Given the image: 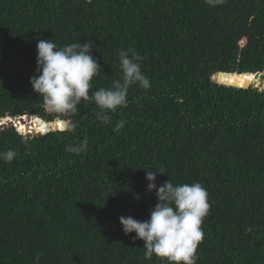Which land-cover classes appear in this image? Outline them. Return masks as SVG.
Instances as JSON below:
<instances>
[{"label": "trees", "instance_id": "1", "mask_svg": "<svg viewBox=\"0 0 264 264\" xmlns=\"http://www.w3.org/2000/svg\"><path fill=\"white\" fill-rule=\"evenodd\" d=\"M49 38L89 41L101 65L90 95L120 79L128 48L151 87L131 86L107 124L82 101L64 118L77 127L61 131L30 83ZM258 72L264 0H0V120H14L0 127V152L17 153L0 159V264H166L119 220L149 219L151 169L165 173L157 186L208 192L197 264H264V88L228 76ZM85 136L86 152L66 151Z\"/></svg>", "mask_w": 264, "mask_h": 264}, {"label": "clouds", "instance_id": "2", "mask_svg": "<svg viewBox=\"0 0 264 264\" xmlns=\"http://www.w3.org/2000/svg\"><path fill=\"white\" fill-rule=\"evenodd\" d=\"M205 3L214 7L224 3V0H205ZM92 50L89 41L63 46L51 38L37 41V75L30 78V83L34 92L43 98L46 110L57 115L63 125L61 131L71 133L77 127L71 119L64 118L75 115L82 101L93 102L98 109L96 118L107 124L111 121L110 114L128 106L131 86L151 87L150 79L141 69L142 57L128 48L118 52L120 79L114 80L110 88L101 87L90 95L91 82L101 69ZM263 80L250 85L263 90ZM122 127L123 123H118L114 131ZM87 148L88 138L85 136L76 146H66V151L79 154L86 152ZM16 155L15 150L8 149L0 152V159L11 162ZM164 174L163 169L146 170L147 189L155 192L157 203L145 221L121 216L119 220L123 232L128 236L135 233L131 238L144 242L145 257L148 259L155 255L166 260V264H197V250L204 239L202 225L211 208L208 192L199 182L174 184L171 178L157 186L158 175ZM251 230L248 229L249 232Z\"/></svg>", "mask_w": 264, "mask_h": 264}, {"label": "water", "instance_id": "3", "mask_svg": "<svg viewBox=\"0 0 264 264\" xmlns=\"http://www.w3.org/2000/svg\"><path fill=\"white\" fill-rule=\"evenodd\" d=\"M244 75H250V74H239L238 76H244ZM228 76H235V74H229ZM250 76H252V75H250ZM253 76L255 77L256 81H260V80L264 79V73H257ZM253 84H254V82H253ZM2 121H6V122L2 123ZM13 121H14L13 119L12 120H0V127L7 128L8 126H12Z\"/></svg>", "mask_w": 264, "mask_h": 264}, {"label": "snow or ice", "instance_id": "4", "mask_svg": "<svg viewBox=\"0 0 264 264\" xmlns=\"http://www.w3.org/2000/svg\"><path fill=\"white\" fill-rule=\"evenodd\" d=\"M61 127H63V125L61 124Z\"/></svg>", "mask_w": 264, "mask_h": 264}]
</instances>
